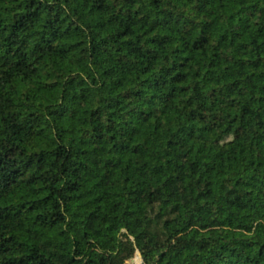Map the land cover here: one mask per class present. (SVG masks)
<instances>
[{
  "label": "trees",
  "instance_id": "16d2710c",
  "mask_svg": "<svg viewBox=\"0 0 264 264\" xmlns=\"http://www.w3.org/2000/svg\"><path fill=\"white\" fill-rule=\"evenodd\" d=\"M139 256L264 264V0H0V264Z\"/></svg>",
  "mask_w": 264,
  "mask_h": 264
},
{
  "label": "rangeland",
  "instance_id": "374dc122",
  "mask_svg": "<svg viewBox=\"0 0 264 264\" xmlns=\"http://www.w3.org/2000/svg\"><path fill=\"white\" fill-rule=\"evenodd\" d=\"M139 260H140V264H141V258H140V256L139 257H136L132 261H129V263L131 262V264H138L139 263Z\"/></svg>",
  "mask_w": 264,
  "mask_h": 264
}]
</instances>
